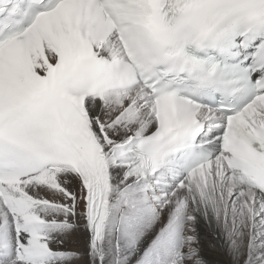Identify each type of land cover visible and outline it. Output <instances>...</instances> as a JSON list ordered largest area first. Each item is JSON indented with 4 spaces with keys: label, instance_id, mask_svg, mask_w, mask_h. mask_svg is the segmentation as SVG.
I'll list each match as a JSON object with an SVG mask.
<instances>
[{
    "label": "snow or ice",
    "instance_id": "snow-or-ice-1",
    "mask_svg": "<svg viewBox=\"0 0 264 264\" xmlns=\"http://www.w3.org/2000/svg\"><path fill=\"white\" fill-rule=\"evenodd\" d=\"M0 264H264V0H0Z\"/></svg>",
    "mask_w": 264,
    "mask_h": 264
}]
</instances>
